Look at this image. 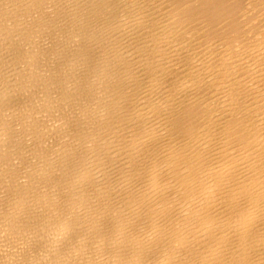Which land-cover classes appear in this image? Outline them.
I'll list each match as a JSON object with an SVG mask.
<instances>
[{
	"label": "bare ground",
	"instance_id": "obj_1",
	"mask_svg": "<svg viewBox=\"0 0 264 264\" xmlns=\"http://www.w3.org/2000/svg\"><path fill=\"white\" fill-rule=\"evenodd\" d=\"M99 1L0 0V264H264V0Z\"/></svg>",
	"mask_w": 264,
	"mask_h": 264
},
{
	"label": "rangeland",
	"instance_id": "obj_2",
	"mask_svg": "<svg viewBox=\"0 0 264 264\" xmlns=\"http://www.w3.org/2000/svg\"><path fill=\"white\" fill-rule=\"evenodd\" d=\"M96 1H99V0H96ZM101 1V0H100ZM99 1V2H100ZM112 2H118L119 3V0H111ZM121 13H117V15H120Z\"/></svg>",
	"mask_w": 264,
	"mask_h": 264
}]
</instances>
